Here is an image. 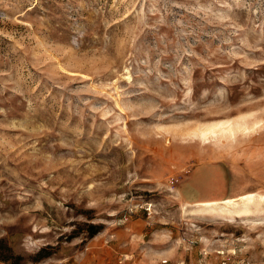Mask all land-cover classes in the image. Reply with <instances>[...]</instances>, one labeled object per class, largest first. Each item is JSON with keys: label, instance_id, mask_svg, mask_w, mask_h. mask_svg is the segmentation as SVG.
<instances>
[{"label": "rangeland", "instance_id": "374dc122", "mask_svg": "<svg viewBox=\"0 0 264 264\" xmlns=\"http://www.w3.org/2000/svg\"><path fill=\"white\" fill-rule=\"evenodd\" d=\"M248 194L264 0H0V264H264V204L191 212Z\"/></svg>", "mask_w": 264, "mask_h": 264}, {"label": "bare ground", "instance_id": "6f19581e", "mask_svg": "<svg viewBox=\"0 0 264 264\" xmlns=\"http://www.w3.org/2000/svg\"><path fill=\"white\" fill-rule=\"evenodd\" d=\"M250 129V126L241 122H219L204 127H196L193 131V137L203 143L217 137L235 139L238 134L248 132ZM261 204H264V195L257 197L253 194H248L220 201H201L191 209V212L198 215L242 216L252 212L253 208Z\"/></svg>", "mask_w": 264, "mask_h": 264}, {"label": "trees", "instance_id": "16d2710c", "mask_svg": "<svg viewBox=\"0 0 264 264\" xmlns=\"http://www.w3.org/2000/svg\"><path fill=\"white\" fill-rule=\"evenodd\" d=\"M88 229H89L88 230V235L89 236L94 235L96 233V231H97V228L95 226H93V225H88ZM12 264H18V263L13 262Z\"/></svg>", "mask_w": 264, "mask_h": 264}, {"label": "water", "instance_id": "95a60500", "mask_svg": "<svg viewBox=\"0 0 264 264\" xmlns=\"http://www.w3.org/2000/svg\"><path fill=\"white\" fill-rule=\"evenodd\" d=\"M192 197H195L196 199H200V194H199V192L198 191H196V190H192ZM209 196H213V195H209ZM217 200V199H216ZM204 201H208V200H204ZM201 202V201H200Z\"/></svg>", "mask_w": 264, "mask_h": 264}, {"label": "built area", "instance_id": "2783aa9c", "mask_svg": "<svg viewBox=\"0 0 264 264\" xmlns=\"http://www.w3.org/2000/svg\"><path fill=\"white\" fill-rule=\"evenodd\" d=\"M166 263H167L166 259L161 261V264H166Z\"/></svg>", "mask_w": 264, "mask_h": 264}, {"label": "crops", "instance_id": "0c3cea01", "mask_svg": "<svg viewBox=\"0 0 264 264\" xmlns=\"http://www.w3.org/2000/svg\"><path fill=\"white\" fill-rule=\"evenodd\" d=\"M212 197H214V198H217V197H216V196H214V195H213ZM219 197H220V196H219ZM219 197H218V198H219Z\"/></svg>", "mask_w": 264, "mask_h": 264}]
</instances>
